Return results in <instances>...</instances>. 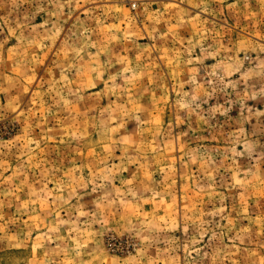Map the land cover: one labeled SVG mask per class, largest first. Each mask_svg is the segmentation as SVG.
Returning a JSON list of instances; mask_svg holds the SVG:
<instances>
[{
  "label": "rangeland",
  "instance_id": "obj_1",
  "mask_svg": "<svg viewBox=\"0 0 264 264\" xmlns=\"http://www.w3.org/2000/svg\"><path fill=\"white\" fill-rule=\"evenodd\" d=\"M0 264H264V0H0Z\"/></svg>",
  "mask_w": 264,
  "mask_h": 264
}]
</instances>
